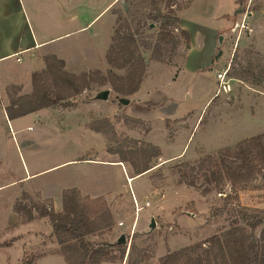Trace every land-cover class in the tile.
<instances>
[{
  "label": "rangeland",
  "instance_id": "1",
  "mask_svg": "<svg viewBox=\"0 0 264 264\" xmlns=\"http://www.w3.org/2000/svg\"><path fill=\"white\" fill-rule=\"evenodd\" d=\"M106 3L0 0V56L32 45L27 52L0 58V183L17 181L0 188V213L1 204L10 210L20 190L14 208L18 202L38 203L60 212L61 191L80 185L86 192L72 188L94 222L84 238L112 245L115 258L102 264H159L168 252L231 229L249 236L264 255V220L252 228L243 219L264 213V12L252 17L242 9L232 13V0H177L172 8L163 1L117 0L94 18ZM260 5L253 1L250 9ZM159 11L176 21L166 28L173 37L154 50L160 26L148 14ZM225 11L231 13L223 17ZM124 22L138 30L139 80L140 65L136 71L126 61L106 58ZM182 30L188 32L187 41ZM42 40L48 41L34 45ZM37 53L47 54L31 66ZM51 58L64 61L62 70L79 92L66 86L70 95L62 101L9 118L7 88L14 96L30 93L32 74H44ZM227 66L231 89L217 95L215 73ZM47 78L52 89L56 84ZM105 89L107 99L97 98ZM258 136L251 144L254 160L244 169L250 174L231 181L225 172L234 175L242 165L238 143ZM218 173L224 174L220 180ZM31 188L41 193L27 192ZM134 200L149 204L137 212ZM15 214L14 227L29 222ZM30 221L22 226L27 232L0 241V247L12 246L0 252V259L5 264H66L49 219L35 213Z\"/></svg>",
  "mask_w": 264,
  "mask_h": 264
},
{
  "label": "trees",
  "instance_id": "2",
  "mask_svg": "<svg viewBox=\"0 0 264 264\" xmlns=\"http://www.w3.org/2000/svg\"><path fill=\"white\" fill-rule=\"evenodd\" d=\"M126 1V0H125ZM157 1H163L167 8H172L177 0H152L153 4ZM148 17L154 22H158L160 32L156 35L157 41L155 42V49L160 50L162 46L167 43L173 36L166 30L167 26L176 21V17L168 13L157 12L156 14H148ZM138 30L132 29L131 25L124 22L114 34L113 43L110 45L106 58L109 61L119 60L117 64L128 62L132 68L140 65V73L138 80L141 76L142 63L134 53L137 48L135 34ZM182 35L186 39L189 38L188 32L182 30ZM147 48L151 47L150 43H145ZM153 50V51H154ZM45 73L34 72L32 74V90L30 93L19 94L17 96L7 88L8 104L5 110L9 118L24 115L32 110L40 107L51 106L69 94L65 92V87H71L74 93L79 92V87L74 84L73 77H67V72L62 70L64 61L51 58L46 61ZM137 71V68H135ZM47 75L55 82L56 86L50 89L46 84ZM11 88L18 91L16 85ZM65 92V93H64ZM260 136L244 139L238 143L236 154L240 159V163L245 168L240 166L237 171H233L234 175L225 172L228 179H232L235 175L237 177H247L250 170L244 172V169L251 167V162L254 160V150L251 146L256 142ZM260 159H264V150H261ZM147 170L145 168L143 171ZM214 175V172H211ZM218 180L224 177V174H217ZM232 181V180H231ZM23 197H27L26 193H22ZM78 191L75 188H68L62 191V210L54 212L46 209L43 204L32 203L30 206L18 202L15 205V212L20 215L23 220L30 221L34 218L35 213L40 217H47L52 227V231L58 244L61 246L66 264H100L105 260H112L115 258L111 251V244L99 243L93 244L86 240L84 236L94 230V222L85 213L83 207L78 203ZM264 213H256L251 216H244V221L249 227H256L264 220ZM207 242L208 246L204 247L203 244ZM120 244H118L119 246ZM124 252L120 255L123 259ZM130 259V253L127 255V261ZM159 264H264V255H262L257 245L253 244L249 236L245 233L236 235L234 229L229 230L222 236L214 234L202 244L194 246H187L178 249L174 252H168L159 258Z\"/></svg>",
  "mask_w": 264,
  "mask_h": 264
},
{
  "label": "crops",
  "instance_id": "3",
  "mask_svg": "<svg viewBox=\"0 0 264 264\" xmlns=\"http://www.w3.org/2000/svg\"><path fill=\"white\" fill-rule=\"evenodd\" d=\"M114 1H117V0H107V3L99 10L100 12L94 17V18H96L101 12H103L104 10H108L109 8H110V6H111V4L114 2ZM253 1H257V2H260L261 3V5H262V7L261 8H256L255 10H253V9H250V5L253 3ZM232 4H233V6H234V11H231L232 13L233 12H237V11H239V10H245V14H246V16L247 17H252V16H254L255 14H257L258 12H264V0H232ZM260 5V6H261ZM230 12V13H231ZM229 12H227V11H225V12H223L222 13V16L223 17H226L227 15H229L230 14ZM94 18L93 19H91L88 23H87V25H89L93 20H94ZM86 25V26H87ZM46 41H48V40H42V41H37V42H35L34 43V45H40V44H42V43H44V42H46ZM17 48H19V47H17ZM32 48V45H29V46H26V47H20V49H17V50H13V51H11V52H7V53H4L3 55H1L0 56V58H5V57H11V56H13L14 54H18V53H23V52H27V51H29L30 49ZM42 54H47V53H37V54H35V55H33V57L31 58V61H30V64H31V66H33L34 64H35V61L38 63L40 60L38 59V57L39 56H41ZM17 61H20V60H17ZM29 71H31V67L28 69ZM28 71V72H29ZM28 75V74H27ZM3 90H4V88L2 89V92H3ZM4 92H5V90H4ZM5 111V110H4ZM203 110L201 109V111L200 112H202ZM199 112V114H202V113H200ZM4 116L6 117V113L4 112ZM7 122H9V120H7ZM9 124V123H8ZM104 161H102V160H96V161H99V162H102V163H105V159H103ZM77 161H82V162H84V161H91V159H78ZM65 162H68V161H65ZM65 162H62V163H65ZM62 163H60V164H62ZM60 164H58V165H60ZM122 169H123V171H124V167H122ZM41 171H43V170H39V171H33V172H31V173H26L22 178H20L19 180H24V179H26V178H28V177H32L33 175H36V174H38V173H40ZM14 182H17V181H9V182H7V183H0V188L1 187H3V186H6V185H11V184H13ZM72 187H76L77 189H79L80 191H81V193H83V192H86L85 191V189H83L80 185H71ZM71 187V188H72ZM66 189H68V188H66ZM63 190H65V189H63ZM62 190V191H63ZM23 191V190H22ZM21 190H20V192L19 193H17V194H15V196L14 197H12V200H11V202H10V210H4L3 209V205L1 204V211H2V213H0V241H3V240H5V239H8V238H11V236H14V235H16V234H14V233H17V235L18 234H20L21 232L20 231H26L27 232V230H23L22 229V226L23 225H27L29 222H31V221H29V222H22V223H20V227L19 228H17L16 226L14 227L13 226V224L15 223V221H16V219H18L17 218V214H15V210H13V209H15L14 208V201H15V198L16 197H18L19 196V194L22 192ZM35 191H38V192H40V190H34L33 188H31V189H29L27 192H35ZM62 191H61V193H62ZM101 191H99L98 193H100ZM41 193V192H40ZM43 195H45V194H43ZM48 196V195H47ZM61 199V198H60ZM55 205V207H56V203L54 204ZM60 207V206H59ZM9 226H13L12 228H9ZM19 232V233H18ZM11 247L12 246H8V247H0V252L1 253H3L4 251H7V250H9V249H11ZM6 253V252H5ZM37 262V261H36ZM6 262L4 261V260H2V259H0V264H5ZM103 262H101V264H102Z\"/></svg>",
  "mask_w": 264,
  "mask_h": 264
},
{
  "label": "built area",
  "instance_id": "4",
  "mask_svg": "<svg viewBox=\"0 0 264 264\" xmlns=\"http://www.w3.org/2000/svg\"><path fill=\"white\" fill-rule=\"evenodd\" d=\"M20 58H17V60H19ZM216 76V81L218 84V90H217V95L221 94V93H226L228 91H230L231 89V77L229 76V67H225L223 69H221L220 71H217L215 73ZM135 201V207L136 210L138 212L139 209L144 208L145 206H147L149 204V202H145L144 205L139 206L137 201Z\"/></svg>",
  "mask_w": 264,
  "mask_h": 264
},
{
  "label": "water",
  "instance_id": "5",
  "mask_svg": "<svg viewBox=\"0 0 264 264\" xmlns=\"http://www.w3.org/2000/svg\"><path fill=\"white\" fill-rule=\"evenodd\" d=\"M220 41H221V36H219V42ZM218 53H220V51ZM108 94H109V90L108 89L102 90V91H100L97 94V98H99V99H107ZM119 101L122 102V103H127L128 102V100L125 99V98H119ZM150 226L154 227L153 221H151ZM123 240H124V237H123V235H121V236H119L117 242L121 243V242H123Z\"/></svg>",
  "mask_w": 264,
  "mask_h": 264
}]
</instances>
